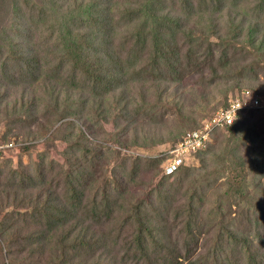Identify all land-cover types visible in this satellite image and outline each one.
I'll return each mask as SVG.
<instances>
[{
    "label": "trees",
    "instance_id": "trees-1",
    "mask_svg": "<svg viewBox=\"0 0 264 264\" xmlns=\"http://www.w3.org/2000/svg\"><path fill=\"white\" fill-rule=\"evenodd\" d=\"M156 1L0 0V120L6 116L9 121L0 140L7 141L11 125L12 129H21L23 135L14 140L19 144L17 150L28 157L23 162L17 156L14 166L6 159L0 166V238L7 247L5 254L0 248V264L115 263V257L100 251L112 244L102 222H113L115 212L130 194L128 187L136 177V161L112 166L109 175L99 172L97 166L103 159H110L113 150L104 151L95 142L105 139L95 128L101 127L103 121H111L114 131L110 138L118 141L134 132L135 119L129 109L137 100L126 91L142 67L147 65L143 72L164 88L155 93L162 108L166 102L175 103L178 109L185 106L186 96L177 84L186 71L199 74L200 81L207 80L201 84L205 82L213 88L231 84L223 90V107L229 104L235 89L256 85L264 88V0H171L183 12L165 13L162 17L157 14ZM204 15L216 29L208 30V22L200 26ZM194 18L198 20L190 22ZM201 29L207 35L201 36ZM242 36L256 54L252 57L255 60L251 61L247 56L250 51L240 44L244 42ZM260 72L263 80L258 82ZM39 75L48 83L33 91L30 80ZM251 79L257 84L247 83ZM231 82L244 86L234 89ZM10 96L14 98L10 100ZM198 97L191 100L198 102ZM259 111H239L231 124L214 129L206 147L196 154L209 151L219 132L230 131L222 136L212 158L221 163L225 158L233 163L241 160L232 151L227 152L233 150L232 144L245 142L236 132L240 133L250 115ZM157 121L153 115L146 123L150 127L162 126ZM199 125L198 121L187 129ZM185 131L180 129L165 152ZM253 134L257 143L260 137L255 131ZM56 140L64 142L57 152L59 160L50 156L48 147L31 151L39 141L52 146ZM160 161L147 159L149 165H159ZM188 168L184 162L172 175L180 181ZM159 170L162 176H169L161 172L160 166ZM211 170L217 171L216 165ZM233 177L236 185L228 183L218 197L234 200L250 219L251 212L244 206L248 204V194L238 186L244 174L238 171ZM101 181L105 186L99 185ZM169 192L164 184L157 189L159 200L166 198L162 206L168 204ZM195 194L193 188L189 199ZM126 202L138 208L144 201L126 198ZM187 214L184 247L190 240L196 244L191 226L197 209L191 201ZM259 215L264 219L263 208H259ZM27 221L41 226L27 231ZM212 221L217 235L210 253L189 264H207L210 257L216 259L215 264H264V253L253 249L248 241L253 227L249 220L246 224L238 219L224 225L222 214L216 211L209 223ZM149 224L138 221L135 235L125 244L126 253L118 258L119 264H151L146 244V236H153ZM25 246L30 254L26 263L20 256ZM45 249L50 253L43 261ZM160 256L162 260L156 264H180L179 256Z\"/></svg>",
    "mask_w": 264,
    "mask_h": 264
},
{
    "label": "rangeland",
    "instance_id": "rangeland-1",
    "mask_svg": "<svg viewBox=\"0 0 264 264\" xmlns=\"http://www.w3.org/2000/svg\"><path fill=\"white\" fill-rule=\"evenodd\" d=\"M157 1L158 3L155 4V8L160 17L165 13L174 15L183 12L174 2H171V0ZM254 2H256V0L251 1V3ZM209 19L207 15L201 17L199 20L200 26L207 23ZM193 20H198V18H194L190 20V22ZM207 24L208 30L216 29L214 26L211 27V22ZM198 26L199 25H197V27ZM201 32V36L204 34L207 35L206 31L204 32L202 29ZM215 35H217V33ZM210 38L213 39V37ZM242 39L244 42L240 41V44H244L250 51V54L247 56L251 58V61L255 60V58H252L256 55L253 53L252 47L245 41L244 36H242ZM146 68L147 65L142 67L140 72L134 76V83L131 84L130 88L126 91L134 95L137 100L136 103L131 104L129 109L132 117L135 119V123L132 125L134 132L121 141H118L117 138H110L109 134L114 131V125L111 121H103L100 123L102 128H95V132L103 134L105 138L102 139L101 137L100 139H95V142L104 151L109 149L113 150L111 151L110 159H103V161H101L102 165H100V167L97 166L98 171L100 172L102 170L106 175H109L108 170L112 166L114 168L116 164L130 165L132 161L133 163L136 161V177H134L132 185L128 187L130 194L128 197L125 196L132 201L138 200L141 203L144 201L137 208L131 204H127L125 198L118 212H115V220L113 222L109 220V224L102 222V224H106L103 230H109L107 239L111 241L112 244L109 243L107 247L101 248L100 251L102 250L110 257H115L116 261L114 264H119L118 258L122 253H126L125 244L135 235L134 231L137 229L136 226L138 221H140L145 224L149 222L152 228L151 231L153 236H146V244L151 252L149 256L151 264L160 262L162 260L160 255L167 256L169 254L172 259L179 256L178 260L180 264H189V261L193 262L196 258L201 260L202 256L206 253H210L211 245L214 243L217 235V227L214 226L215 222L212 221L213 223H209L212 214L217 211L222 214L224 225L230 222H236L238 219L246 224L249 220V224L253 227L249 230L248 237L251 240L249 239L248 241L251 242V247L253 249L260 250L264 253V219L259 215V208L260 210L261 208L264 210V110L251 114L249 123L244 125L242 130L240 129V133H238L239 131L236 132V134L241 135V139H245V142L232 144L231 147L233 150L227 153L232 151L231 154H236V157L241 159L237 160L240 163L236 160V163H233L232 160H230L231 162L227 161V158L221 163L217 160L214 161L212 158V152L218 150L220 144L218 142H220L222 136L230 134V131H221L217 134L214 141H211L209 151L200 152L198 154L194 153L190 156L187 161L189 168L185 174L183 173L180 181H177L178 177H176L175 174L164 177L160 173L159 166L161 167V163H163L162 161L165 159V149L169 148L171 144L174 143L175 135L180 132L181 128L187 131V128L195 122L197 123L199 121L200 123L203 119L211 116L215 111L223 108V106H221L222 93L225 87L231 86V84H221L215 87L217 89L214 90L215 88H213L212 85H208L205 82L201 84V82L207 80L200 81L199 74L186 71L177 84V89L179 91H184L186 96L187 101L185 102V106L183 105V107H180L181 109H178L175 103L166 102L165 108H162L159 107L160 104H158L155 93L157 89L164 90V88L158 81L153 80L149 73L146 74L143 72ZM42 77L43 75H39L30 80V87L33 91H38L44 84L48 83V81H42ZM238 79L240 80V78ZM259 80H263V74L261 72L258 74L257 81L259 82ZM231 83H233L234 89L244 86V84L240 82ZM247 83L257 84L254 79L249 80ZM245 90L250 91L251 95L258 96L260 100H264V88L257 87V85L252 88L245 86L240 89H235L233 91L234 93H230L229 98H234V94L239 96ZM17 92L19 94V91ZM18 94H15V96ZM12 96H14L13 93ZM12 96L9 97L10 100L14 98ZM193 96H199L197 99L198 102L194 103L192 101ZM206 96L207 98H205ZM111 97L112 96H108L110 99ZM0 109H2V105H0ZM153 115L154 119L158 117L157 122L162 123V126H147L146 122L152 119ZM8 122L6 116L0 120V135L6 131ZM12 126L13 125H11L9 136H7L6 140L13 141L14 146L5 150L4 153L0 155V166L4 165L6 159H10L11 164L14 166L17 156L18 158L21 157L23 162L28 159L26 154H22L20 150H17L19 144L14 140V138L21 137L23 131L18 128L12 129ZM248 127H251L253 132L255 131L260 137L257 143L253 141L254 134L251 129L248 130ZM63 145L64 142L60 140L54 141L52 146L46 141H39L31 151L35 152L36 150L48 147L50 156L59 160L61 157L57 152L61 150ZM227 153L225 151V157L228 155ZM153 158L161 159L159 165L148 164L147 159ZM204 164L207 165L204 166ZM214 164L216 165L217 171L211 170L215 166ZM223 164L226 165L224 169L222 168ZM238 171L244 174V179L238 186L243 187L245 189L244 193L248 194V204H244V206L251 212L249 214L250 219L247 218L245 215L246 213H243L241 205H236L234 200L231 198L227 200L225 196L218 197V194L222 193L227 188L228 183L236 185L233 175L234 173H238ZM94 174L97 175L98 172L95 171ZM100 175L103 174L100 173ZM160 184L167 186L170 191L168 204L166 203L163 206V201L166 200L165 196H163V200L160 201V196L158 197V193H156L157 189L160 188ZM99 185L105 186L102 181ZM193 188H195L196 194L191 197L190 200L189 194ZM189 201H191V206L197 209V214H194L195 217H193L194 221L191 226L196 244L193 245L190 240L185 244L187 247H184L182 238L185 239L184 227L186 226L184 224L185 220L188 219L187 207ZM252 204H254L253 206L256 208L254 211ZM166 205L168 206L166 207ZM159 208H161L162 211H159ZM25 224L27 225V231H34L41 226V224L28 221ZM226 240H228L227 237ZM188 247L191 248V252L187 250L189 249ZM0 248L1 252L5 254L7 247L3 244L1 238ZM43 252L44 261L50 252L48 249L43 250ZM29 255L27 246L21 249L20 256L24 258V263L28 261ZM229 255L230 257L232 256L231 253ZM21 257L20 261L23 262ZM4 259H7V257L5 256ZM215 262H217L216 259L210 257L207 264H215Z\"/></svg>",
    "mask_w": 264,
    "mask_h": 264
},
{
    "label": "built area",
    "instance_id": "built-area-1",
    "mask_svg": "<svg viewBox=\"0 0 264 264\" xmlns=\"http://www.w3.org/2000/svg\"><path fill=\"white\" fill-rule=\"evenodd\" d=\"M250 93L248 90L243 91L241 95L232 98L226 107L203 119L198 127L187 130L182 138L165 152L166 157L161 163V172L165 175L174 173L182 163L188 161L191 155L206 147L210 133L214 129L231 124L239 111L253 108L264 110V100ZM12 146H14L13 141L0 140V152Z\"/></svg>",
    "mask_w": 264,
    "mask_h": 264
}]
</instances>
